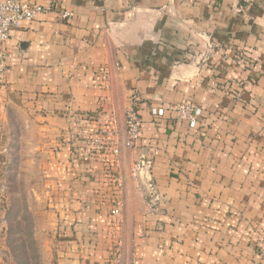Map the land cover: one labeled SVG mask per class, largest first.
<instances>
[{
    "label": "crops",
    "instance_id": "0c3cea01",
    "mask_svg": "<svg viewBox=\"0 0 264 264\" xmlns=\"http://www.w3.org/2000/svg\"><path fill=\"white\" fill-rule=\"evenodd\" d=\"M29 1L47 10L4 43L0 123L20 110L36 139L52 264H109L117 242L121 264H264V0Z\"/></svg>",
    "mask_w": 264,
    "mask_h": 264
},
{
    "label": "rangeland",
    "instance_id": "374dc122",
    "mask_svg": "<svg viewBox=\"0 0 264 264\" xmlns=\"http://www.w3.org/2000/svg\"><path fill=\"white\" fill-rule=\"evenodd\" d=\"M6 120L0 123V264H52V221L40 157L33 152L36 139L25 131L22 111L10 109ZM117 254L115 264H121V242Z\"/></svg>",
    "mask_w": 264,
    "mask_h": 264
},
{
    "label": "built area",
    "instance_id": "2783aa9c",
    "mask_svg": "<svg viewBox=\"0 0 264 264\" xmlns=\"http://www.w3.org/2000/svg\"><path fill=\"white\" fill-rule=\"evenodd\" d=\"M47 10V7L32 3L29 0H0V80L2 79L3 72L6 68V48L4 43L9 37L10 31L18 28L22 22H30L38 14ZM67 12L63 13V17H66ZM239 64H245L247 58L244 54H240L237 59ZM176 113L178 119H183L188 122L191 128H195L198 125L199 117L201 116V110L192 106L189 103H179L172 107ZM150 113L153 116H162L164 114L163 108L151 107ZM108 116L105 113H101L97 120L106 119ZM101 121V120H100ZM125 123V144L133 145L138 139L141 127V117L137 111V108L132 104L126 111L124 116ZM104 133L109 135H115L114 129H105ZM87 144L91 150L94 151H110L111 153L118 155L119 147L115 141L108 142L105 138L95 137L88 139ZM109 145V147H108ZM111 178L114 184V198L109 210L110 216L118 223L120 221V213L123 206L122 191L123 180L122 177L114 172L111 173ZM117 246L115 244L109 264H115V258L117 257Z\"/></svg>",
    "mask_w": 264,
    "mask_h": 264
}]
</instances>
